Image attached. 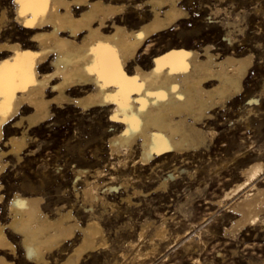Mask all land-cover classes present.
Here are the masks:
<instances>
[{"label":"bare ground","instance_id":"bare-ground-1","mask_svg":"<svg viewBox=\"0 0 264 264\" xmlns=\"http://www.w3.org/2000/svg\"><path fill=\"white\" fill-rule=\"evenodd\" d=\"M180 1L144 0L150 15L137 25H128L125 3L113 0H42L24 5L13 0L12 13L0 9V66L4 69L0 83V264H15L13 260L20 254L27 263L79 264L85 253L108 246L101 216L92 213L80 223L72 205L58 201L52 202V211L43 185L34 183L31 175L22 172V176L10 179L8 187L2 184L5 171L14 164L15 171H24L20 167L25 161L23 154L33 150L35 127L52 118L51 108L65 103L80 110L110 108L108 119L120 124L107 138L117 162L124 166L134 162L133 154L138 152L139 161L152 166L154 154L183 155L205 145L207 131L202 124L214 117L218 106L242 91L254 63L252 51L233 54L216 50L212 43L196 47L191 37L183 36L180 44L151 55L146 63L137 57L153 34L188 16ZM10 18V24L16 23L25 39L9 40L13 35L5 27ZM263 172L262 160L246 162L240 171L242 180L224 193L227 197L248 184L253 186L231 206L239 217L232 220L228 230L264 222L263 217L260 219L264 180L255 182ZM168 179L164 177L158 187L166 188ZM93 185H84L80 192L90 209L99 197ZM139 192L133 188V194ZM122 199L128 204L132 201L129 194ZM3 205L6 217L1 211ZM145 224L136 232L140 240ZM152 231L151 241L153 236L162 239L165 224L154 226ZM68 241L75 243L61 255ZM139 241L129 242L133 258L145 253H141Z\"/></svg>","mask_w":264,"mask_h":264},{"label":"rangeland","instance_id":"rangeland-1","mask_svg":"<svg viewBox=\"0 0 264 264\" xmlns=\"http://www.w3.org/2000/svg\"><path fill=\"white\" fill-rule=\"evenodd\" d=\"M113 1L125 3L126 14L130 15L128 25H137L150 15L144 0ZM180 4L188 16L150 37L137 55L143 63L151 55L180 44L183 36L191 37L196 47L212 43L216 50L233 54L252 51L254 54V63L243 81L242 91L218 106L214 117L202 124L207 131L205 145L183 155L154 154L152 166L142 164L137 152L133 154L134 162L124 166L117 162V154L111 153L107 143L109 134L120 128L119 123L108 119L110 108L80 110L65 103L51 108L52 118L35 127L33 150L23 154L25 161L20 164L24 171H15L14 164L3 175L5 187L15 175L22 176V172L31 175L34 183L43 185L44 198L48 197L52 211L54 201L72 205L80 223L92 213L101 216L108 246L85 253L79 264H264V222L245 223L239 230L227 229L239 217L231 206L253 186L248 184L239 193L227 196L229 200L223 196L242 180L240 171L246 162L254 159L264 162V0H181ZM2 7L12 13L13 0H0V9ZM11 20L5 27L13 35L9 40L25 39L22 29L16 23L10 24ZM169 173L174 176L168 177ZM164 177L170 178L166 188L158 187ZM263 180L264 172L255 182L259 184ZM89 183L96 184L93 188L99 196L92 202V209L80 193ZM133 188L142 194H133ZM126 194L132 199L131 205L122 199ZM1 211L6 217L5 205ZM262 217L264 212L260 214V219ZM162 222L165 236L162 239L153 236L151 241L152 228ZM143 224L146 229L140 240L137 233ZM129 240L134 243L140 240L141 253L147 254L137 258L130 256ZM74 243L68 241L59 253L66 254ZM13 261L33 264L25 262L22 254Z\"/></svg>","mask_w":264,"mask_h":264},{"label":"snow or ice","instance_id":"snow-or-ice-1","mask_svg":"<svg viewBox=\"0 0 264 264\" xmlns=\"http://www.w3.org/2000/svg\"><path fill=\"white\" fill-rule=\"evenodd\" d=\"M19 2L22 5H24V4H29L33 2H42V0H19ZM3 72H4V69L2 66H0V83H2V80H3Z\"/></svg>","mask_w":264,"mask_h":264}]
</instances>
